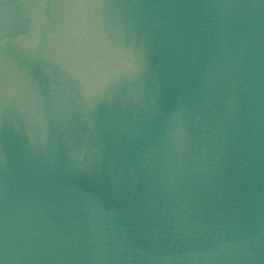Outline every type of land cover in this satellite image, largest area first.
<instances>
[{
    "label": "water",
    "instance_id": "water-1",
    "mask_svg": "<svg viewBox=\"0 0 264 264\" xmlns=\"http://www.w3.org/2000/svg\"><path fill=\"white\" fill-rule=\"evenodd\" d=\"M0 264H264V0H0Z\"/></svg>",
    "mask_w": 264,
    "mask_h": 264
}]
</instances>
